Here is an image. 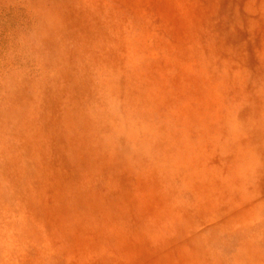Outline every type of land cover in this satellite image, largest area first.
I'll return each mask as SVG.
<instances>
[{
  "label": "rangeland",
  "instance_id": "374dc122",
  "mask_svg": "<svg viewBox=\"0 0 264 264\" xmlns=\"http://www.w3.org/2000/svg\"><path fill=\"white\" fill-rule=\"evenodd\" d=\"M2 240L264 264V0H0Z\"/></svg>",
  "mask_w": 264,
  "mask_h": 264
},
{
  "label": "bare ground",
  "instance_id": "6f19581e",
  "mask_svg": "<svg viewBox=\"0 0 264 264\" xmlns=\"http://www.w3.org/2000/svg\"><path fill=\"white\" fill-rule=\"evenodd\" d=\"M70 17V16H69ZM71 27V26H70ZM77 27V26H76ZM78 28V27H77ZM60 31V30H59ZM75 33H77V32H75ZM62 39V38H61ZM64 39V38H63ZM60 41V40H59ZM51 45V44H50ZM62 45V44H61ZM64 45V44H63ZM71 58V57H70ZM69 62V61H68ZM71 63V62H70ZM64 66H65V64H64ZM71 68V67H70ZM64 70V69H63ZM66 70H67V68H66ZM69 70V69H68ZM71 71V70H70ZM6 191V190H5ZM6 195V194H5ZM6 237H8V236H6ZM11 238V237H10ZM5 241L6 240H4V242H3V240L2 241H0V243L2 244V242H3V244L5 245ZM10 241V240H9ZM10 246V245H9ZM1 247V246H0ZM1 250V249H0ZM0 259L1 260H3L4 258H2V257H0ZM12 262H11V258H10V264H11Z\"/></svg>",
  "mask_w": 264,
  "mask_h": 264
}]
</instances>
